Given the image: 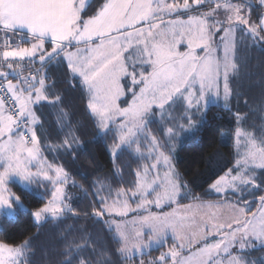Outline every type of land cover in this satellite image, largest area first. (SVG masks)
Masks as SVG:
<instances>
[{
	"label": "snow or ice",
	"instance_id": "obj_1",
	"mask_svg": "<svg viewBox=\"0 0 264 264\" xmlns=\"http://www.w3.org/2000/svg\"><path fill=\"white\" fill-rule=\"evenodd\" d=\"M205 3L211 10L201 12ZM259 4L264 10V0ZM252 7L247 0H220L214 7L211 0H0V213L11 214L23 207L22 196L6 186L12 176L37 187L41 179L60 186L69 180L63 167H56L53 176L49 174L52 166L42 164L40 140L33 127L40 123L36 105L46 102L60 108L62 104L59 94L49 96L55 86L47 84L50 65H63L65 76L70 77L69 88L83 85L86 107L96 118L97 135L112 132L118 124L113 157H118L125 146L135 145L139 152L138 139L143 136L149 152L158 153L150 167L154 169L161 162L167 166L161 184L147 178L148 168L136 173L138 181L131 195L140 198L137 208L175 203L187 185L172 171L174 144L168 147L169 155L159 151L167 144H159L149 125L157 111L165 119L168 109L186 102L183 122L174 117L165 119L167 136L174 142L181 132L198 131L211 97L224 102L230 99L229 75H239L243 67L241 48L264 52V14L253 18ZM181 12L187 14L186 21L164 19ZM194 12L200 14L192 15ZM20 34L31 37L29 41L22 39L29 46L13 47V36ZM181 44L185 45L183 51ZM33 64L39 65L34 72L29 68ZM128 92L131 104L122 107L119 101ZM236 118L239 122L243 117L237 113ZM235 135L239 143L244 134L237 129ZM59 147L72 157L81 150V142L69 132ZM33 162L35 171L30 167ZM256 169L262 170L259 179ZM234 171L211 185V191L225 200L240 196V203L230 204L233 215L229 219L221 221L217 212L211 211L224 205L199 204L197 210H209L205 213L208 219L190 231L194 224L191 215L149 212L139 218L140 225L148 229L146 234L137 231L130 239L119 225L113 229L119 236L120 254L131 262L137 254L143 256L145 248L153 243L163 246L171 236L173 246L160 255L158 264H223L224 260L227 264H264V259H248L253 251L264 252V135L247 134L246 149ZM243 193L259 201L256 212L247 207L251 202ZM99 203L102 207L94 213L98 218L113 210L120 216L127 214L126 201L119 205L123 210L115 205L108 208L103 199ZM65 211L75 210L65 203L63 188L58 186L32 216L40 222L49 214L56 218ZM145 235L146 242L141 239ZM194 243L199 247L178 259L181 251L191 250ZM30 247L28 240L17 246L0 243V264H26L25 253ZM80 251L79 244L70 245L62 254L66 257L62 264H89V258Z\"/></svg>",
	"mask_w": 264,
	"mask_h": 264
},
{
	"label": "trees",
	"instance_id": "obj_2",
	"mask_svg": "<svg viewBox=\"0 0 264 264\" xmlns=\"http://www.w3.org/2000/svg\"><path fill=\"white\" fill-rule=\"evenodd\" d=\"M251 11L253 18L264 14L256 0ZM244 49L241 48L240 52L245 71L243 75L248 78L244 77L243 82L236 83L237 88L235 87L232 95L234 108L229 109L220 104L209 106L205 122L180 147L176 166L187 185L184 188L187 193L179 199L178 206L241 202L240 196H229L225 200L223 196L213 194L211 185L235 168L236 111L244 112L245 106L249 104L246 95L252 93L254 88L262 93L260 98L263 99L258 100L256 105L262 107L261 112L264 111V52L259 48L250 47L246 52ZM37 66L39 65L34 67ZM49 68L47 84L55 85L49 96L59 94L62 104L60 108L46 102L36 105L40 123L35 126V130L40 140L41 152L44 153L43 163L63 167L69 180L60 186L41 179V186L34 185L33 191L12 183L10 188L12 192L22 196L25 209H17L13 217L0 215V243L17 246L28 240L31 245L28 260L30 264H62L66 259L62 254L68 250L65 246L69 242L79 244L83 249L79 252L80 255L81 252L90 255L92 264H141V260L143 264H152L168 249V244L143 256H135L130 262L119 252L121 245L113 226L103 220L110 218L111 221L114 217L105 215L98 218L94 215L102 207L99 203L101 199L107 206L117 200L118 193H123L126 197V193L133 190L138 181L136 173L141 172L144 159L129 149H123L118 157H113L111 152L117 137L116 129L113 127L112 132L97 135L95 119L86 107L88 97L83 85L80 88H69L67 80L70 77L65 76L63 65H50ZM69 132H73L81 142V150L72 157L68 156L63 147H59ZM261 171L256 174L258 179ZM50 175L54 176L52 173ZM58 186L65 190L63 195L67 196L66 201L75 210L74 213L65 211L58 218L48 219L44 224L38 225L32 213L52 198ZM93 193L97 195L94 196ZM243 195L251 202L247 207L256 212L259 201L254 200L249 193ZM175 205L166 207L165 211L171 210ZM170 242L171 240L169 244ZM258 254L254 255L259 257Z\"/></svg>",
	"mask_w": 264,
	"mask_h": 264
},
{
	"label": "rangeland",
	"instance_id": "obj_3",
	"mask_svg": "<svg viewBox=\"0 0 264 264\" xmlns=\"http://www.w3.org/2000/svg\"><path fill=\"white\" fill-rule=\"evenodd\" d=\"M254 1L255 0H247V2L251 3L252 5H254ZM256 1L258 3L259 0H256ZM169 2H171V0H169ZM190 2H191V0H190ZM217 2H220V0H211V6L214 7L215 3H217ZM233 2H237V0H233ZM240 2H242V0H240ZM200 8H201V12L210 11L211 10L208 3H205V4L201 5ZM199 14L200 13H195V12L192 13V15H199ZM177 17L181 18V19H183L185 21L187 20V14H184L182 12L181 13H176L175 16H165L164 19L167 22V21L172 20V19L177 18ZM216 18L217 19H223V16L222 15H217ZM161 26L163 27V25H161ZM20 35L23 36V34H20ZM237 36H239V32H237ZM16 38L19 41V37L16 36ZM22 38H25V37L23 36ZM30 39H31V37L27 38V40H30ZM13 41H14V38H13ZM20 44H22V43H20ZM24 46H26V44H24ZM47 46L48 45L46 43V47ZM13 47H14V43H13ZM249 48L250 47L244 49V51L245 50L246 51L250 50ZM180 49L182 51L185 50V45L181 44L180 45ZM240 52H241V50H240ZM218 55H222V51L220 53H218ZM240 56H241V53H240ZM35 65L36 64L29 65L30 68L33 67V68H31V70L33 72L35 71V69L37 67H39V66L34 67ZM243 69L244 68L242 67L239 75H235V76L231 75V74L229 75V86L232 89V93L233 94L235 93V91H234L235 87L237 88V86H236L237 81L238 82L239 81L243 82L244 77H246V79L248 78L246 75H243L244 72H245V71H243ZM28 74H29V72L25 73V75H28ZM122 83H123V81H122ZM220 90H221V96H222V90H223L222 78H221V82H220ZM239 94H240V92H239ZM261 94H262L261 91H257V89L254 88L252 90V93L249 92L248 95H246L249 98L248 99L249 104H248V106H245L244 112H243V110H242V112L236 111V117H237V113H239L243 117L239 122H237V129H239L244 134V135H242L240 137L239 143H237V138H236V135H235L234 150H235L236 162H237V160L241 159V157H242V155H243V153H244V151L246 149V146H247V134L248 133H252L256 137L264 135V111L261 112L260 109L262 107L256 105V102L258 100H262L263 99V98H260ZM130 96H131V93L128 92L125 96L121 97L119 103H120V105L122 107H126V106L131 104ZM239 98H242V97H239ZM125 100H127V104L124 103ZM42 103L39 104V105H42ZM213 104H215V105H219V104L220 105H224L225 107H227L229 109H233L234 108V104L232 102V96L230 97V99L227 102H224L222 98L217 100V98L215 96L211 97L209 99V101H208L207 109L209 108V106H211ZM166 108H167V106H166ZM185 109H186V102H184L182 104L174 105L172 108L168 109L169 115L166 116L165 119H171V118L174 117L177 120H180V122H183L181 117H183ZM194 111H195L194 109L191 110V112H194ZM202 111H204V110L202 109ZM191 112L189 114H191ZM205 116H204V118H203V120L201 122H198L199 123L198 130L200 129L202 124L205 122ZM94 119H96V118L94 117ZM117 119H119V118H117ZM165 119H162V114L159 111H157V115L155 117V120L153 122H151L150 125H149L150 133L157 137V140H158L160 145L164 146V145L167 144V147H161L159 149V151H163L165 153V155H169L168 147H171L174 144V150L170 153V161H171V165H172V171H174V172H176V173H178L180 175V173H179V171L177 169V166H176V161H177L178 156H179L180 147L186 142L187 139L192 137L197 131L196 132H191V131L181 132L178 135V138H177L176 141H174V142L170 141L168 136H167V133H166V128L164 127ZM35 126L36 125H34L33 127L35 128ZM38 126H39V124H38ZM113 127L116 129V132H117L116 135L118 136V124L114 125ZM161 129H163V131H161ZM224 142H225V140H224ZM138 145H139V148H140L139 152L136 151V146L135 145L133 147H131V148L125 146L123 149H129V150L133 151L138 157L144 159L145 162H144V164H143V166L141 168V173H143V170L145 168H148L149 171H148V174H147V178L149 180L155 179L157 184H161L163 182V178L165 176V173L168 171L167 166L164 165L161 162V163L157 164L156 168H154V169L151 168L150 166L152 164L156 163V161L154 159H152V157L158 155V153L155 152V151H153L151 153L149 152V144L143 138V136L139 137ZM144 157H147V159H145ZM42 164H43V161H42ZM30 167H32V169H33V168H36L37 165L35 164V162H33V164L30 165ZM235 169H236V165H235L234 170ZM35 170H33V171H35ZM234 170L229 171L222 178L227 179L229 177L230 173L235 174ZM0 171H3V167L2 166H0ZM258 171H260V169H256V174H257ZM12 183H18L23 188H25V189H27L29 191H33L34 188H35L34 185L36 186V184L27 185V184L23 183L22 181H20L19 177L12 176L6 182V186L10 190V192H12V189L10 188V185ZM63 192H65V190H63ZM186 193H187L186 189L182 188L181 192H180V195L177 198V201L175 203H171V204H167L166 203L162 207H157L153 203V204L146 205L145 208H137V200H139L140 198L138 196L137 197H133L131 195V192L126 193L127 194L126 197L123 195V193H118L116 195V199L117 200L111 202L109 205H107V207L108 208H112L115 205L118 210H123V209L119 208V205L126 201L127 202V214L124 215V216H120V215L116 214L115 210H113V211L110 212V214H108V216L114 217V218H111L112 222L109 221L110 218H107V219L104 218L103 220H104L105 223H109V225H112L113 228H115L117 225H119V227L131 239V238H135V233L137 231L144 232L145 234L148 232L147 227L146 226H141L140 223H139V218H140L141 215H148L149 212L155 213V214H162V213H166V212L175 211L179 215H191L192 216V218L194 220L193 228L190 229V231H192V230H195L197 225L201 224L203 221L208 219V217L205 215V213L208 212L209 210L208 209L197 210L196 207H195L196 205L207 204V203H193V204H189V205L178 206L177 202L179 201V199L181 197L185 196ZM212 193L215 194L214 192H212ZM122 195L124 197H122ZM66 197L67 196H64L65 203L68 205V203L66 201ZM121 197H122V199L120 200L119 198H121ZM149 198L150 199H154V197H149ZM172 205H175V206L171 210L165 211L166 207H169V206H172ZM220 205H224V207H221L219 209H212L211 211L217 212L218 218L221 221H225V220L229 219L233 215V208L230 206V204H226V203H221ZM20 209H25L24 204H23V207L20 208ZM16 212L11 213V214L0 213V215H6V216H9V217H13V216H15ZM58 217H56V218H58ZM51 218H53V217L49 214L45 220L37 222V224L38 225L44 224L48 219H51ZM248 218L251 219V216H249ZM141 239L145 240V242H146L147 241V235L141 237ZM170 240H171V242H170L171 244H169ZM172 242L174 243V241L172 240L171 236H169L167 242L165 244H163V245H167L168 244V249L163 254L167 253L169 251V249L173 246ZM201 242H203V241H201ZM70 245L71 246H75L72 242H69V243L66 244L65 247L69 248ZM159 247H161V246L153 243L150 248H145L144 249V254L149 253L153 249H158ZM198 247H199V245L194 243L192 248H191V250L185 248L184 250L181 251V256L178 259H182L184 256L191 255V253L194 252L196 250V248H198ZM233 252H235V250H233ZM259 252L260 251H253L250 254V256L248 257V259L249 260H255V261H259L261 259H264V252H261L260 254H258ZM44 254H45V252H44ZM254 254H258L259 257L255 256ZM81 255L82 256H87L89 258V264H92L91 263L92 258H91L90 255H88L86 253H83V252H81ZM136 256H139V254H137ZM29 257H30V250L25 253L26 264H30V263H28ZM158 260H159V257L156 260H154L152 262V264H158ZM169 264H171V262H169ZM223 264H227V260H224Z\"/></svg>",
	"mask_w": 264,
	"mask_h": 264
},
{
	"label": "crops",
	"instance_id": "obj_4",
	"mask_svg": "<svg viewBox=\"0 0 264 264\" xmlns=\"http://www.w3.org/2000/svg\"><path fill=\"white\" fill-rule=\"evenodd\" d=\"M250 4H251V3H250ZM258 4H259V1H258ZM13 38H14V47H15V46H24V44L27 43V42H26V43H22V44H20L19 41H18V39L16 38V36H13ZM27 38H29V37H27ZM1 39H3V33H0V40H1ZM22 39L25 40V38H22ZM27 41H29V40H27ZM26 46H29L28 43L26 44ZM2 47H3V46H2V43H0V48H2ZM14 83H15V81H14ZM37 106H38V105H37ZM36 115H37V114H36ZM39 148H40V151H42V148H41L40 144H39ZM41 154L44 156V153L41 152ZM43 164H45V163H43ZM45 165H46V164H45ZM56 167H59V166H58L57 164H55V165L53 164V165H52V170H51V172H50L49 174H51V173L54 174V169H55Z\"/></svg>",
	"mask_w": 264,
	"mask_h": 264
},
{
	"label": "built area",
	"instance_id": "obj_5",
	"mask_svg": "<svg viewBox=\"0 0 264 264\" xmlns=\"http://www.w3.org/2000/svg\"><path fill=\"white\" fill-rule=\"evenodd\" d=\"M18 37H19V43H22V39H21V38H22L23 36H22V35H19ZM12 39H13V38H12Z\"/></svg>",
	"mask_w": 264,
	"mask_h": 264
}]
</instances>
